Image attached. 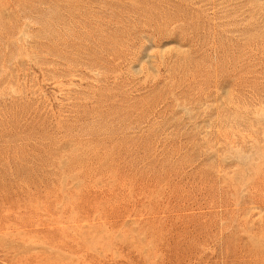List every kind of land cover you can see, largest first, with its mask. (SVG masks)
<instances>
[{
    "label": "rangeland",
    "instance_id": "1",
    "mask_svg": "<svg viewBox=\"0 0 264 264\" xmlns=\"http://www.w3.org/2000/svg\"><path fill=\"white\" fill-rule=\"evenodd\" d=\"M0 264H264V0H0Z\"/></svg>",
    "mask_w": 264,
    "mask_h": 264
}]
</instances>
